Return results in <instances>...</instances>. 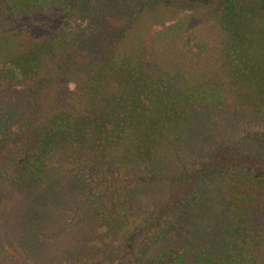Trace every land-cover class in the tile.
Segmentation results:
<instances>
[{
	"label": "rangeland",
	"instance_id": "rangeland-1",
	"mask_svg": "<svg viewBox=\"0 0 264 264\" xmlns=\"http://www.w3.org/2000/svg\"><path fill=\"white\" fill-rule=\"evenodd\" d=\"M7 1L0 0V36H22L16 53L22 52V42L47 40L50 54L42 59L41 53L36 67L22 76L0 51V264H147L170 243L172 234L166 231L175 224L172 211L187 199L188 173L211 152L229 150L264 163V86L258 95L245 94V53L238 49L248 20L251 30H261L264 46V0H40L24 16ZM229 7L242 16L230 17ZM248 42L247 54L264 61L263 47ZM73 48L80 52L68 59L66 51ZM124 67L144 103L170 94L168 85L180 93L189 113L196 103H214L192 107L180 143L159 146L150 158L134 163L133 157L115 158L130 129L105 123L101 129L108 135L97 143L107 150L103 156L76 151L71 142L50 143L41 151L42 174L29 184L20 181L14 167L22 143L38 139L50 120L56 122L62 113L93 118L104 107H110L111 114L102 111L109 117L128 113L119 72ZM147 106L145 111L156 110ZM225 180L214 185L230 187ZM245 180L242 187L249 194L244 185L253 182ZM237 183L229 189L232 194L241 188ZM174 195L182 202L168 214ZM114 201H124L138 223L116 235L115 243L97 213L106 204L115 213ZM214 213L206 203L192 205L183 216L191 219L193 231L184 236L211 232ZM137 228L145 235L127 255L126 244ZM258 233L246 231L241 240L264 264V232Z\"/></svg>",
	"mask_w": 264,
	"mask_h": 264
},
{
	"label": "trees",
	"instance_id": "trees-1",
	"mask_svg": "<svg viewBox=\"0 0 264 264\" xmlns=\"http://www.w3.org/2000/svg\"><path fill=\"white\" fill-rule=\"evenodd\" d=\"M9 1H7V5L12 6L20 16L29 15L34 8H38L36 4L40 2V0ZM228 12L230 13L229 16L233 18L242 16L241 13L235 12L233 7H229ZM245 25V30L242 33L244 35L240 39L241 44L238 43V49L241 50V54L245 53L242 56V58H245L243 74L246 78V85H249L245 90V94L258 95L260 92L256 90H260L264 86V65L260 67V63L264 61L258 55L255 58L253 55L247 54V48L250 46L249 40H256L255 43L260 46V49L263 47L261 49L263 51L264 46L260 36L262 34L261 30L258 29H252V34L249 20ZM247 29L251 31V34ZM253 35L258 36L255 38ZM21 37L20 34L15 33L1 35L0 51L2 50L6 60L9 59L12 67L22 76H25L32 70L30 69L31 67H36L34 65L39 61L41 53H45L43 55L45 57L42 59L48 58L50 43L47 40L40 43H35L32 40L25 43L22 42L20 45L22 52L16 53L15 48L18 50L19 46L18 48L14 46ZM83 42L86 43L87 41ZM231 43L234 45L235 41H231ZM256 50L252 51L249 49V52L257 54ZM79 52V50L73 48L66 51V57L68 59L77 58ZM249 56L256 59L253 65L251 64L253 58L249 59ZM62 62L66 63L64 60ZM119 72L123 78L122 96L126 99L124 105L128 113L120 118L116 115V118L114 115L109 117L107 113L102 111L106 110L111 114L110 107H104V109L100 110L101 114L97 113L93 118L88 116L81 117L80 115L70 116L62 113L61 119L56 120V122L50 120L49 129L43 132L38 139L29 138L22 143L20 153L16 157L17 164L14 167L20 181L29 184L32 179L42 174L45 169L39 163L41 151L50 143H56L60 146V143L71 142L75 144L76 151L81 152L83 149V152L94 156L93 158L98 155L97 153L103 156L102 152H107V150L100 149L97 143L105 140L108 135V132H103L105 127L101 129L105 123H110V125L115 123L120 125L121 123L124 126L127 125V128L130 129L129 135L127 134L128 136L122 139L120 147L115 148L117 152L114 155L115 158L123 161L125 157L128 159L133 157L135 160L132 163L143 158H150L151 153L155 152L157 147L167 148L180 143L183 130L186 128L185 123L188 121L192 107H203L209 103H214L206 101L199 104V106L196 103L190 107L189 110L191 111L189 113L187 111L188 107L185 109L186 101L181 98L180 93L174 91L169 85L166 89L170 94H161L156 100L149 99L148 102L144 103L137 98L136 89L138 85L130 80L127 68L124 67ZM223 77L226 78L225 75ZM199 91L197 89L198 94ZM143 105H149L151 109L156 110L148 112L147 106L145 111V106L143 107ZM142 111H144V114H142ZM118 137L121 139L120 136ZM170 140L171 143L168 145ZM152 162L154 161H149V163ZM188 175L191 177L192 182L184 190V197L187 199L179 210H176L177 212L175 210L172 211L171 214L174 216L175 224L173 222L166 231L168 234H172L171 241L168 246L150 255L147 264H258L255 248L246 246L242 240H244L243 235L246 231L248 233L256 232L257 234L261 231L264 232V163L250 155L233 153L229 150H219L211 152L210 158L199 164ZM222 179H226L225 182L228 180L230 187H226L223 184L221 186L214 185L215 182H221ZM245 179L253 182L244 185L245 188L247 187L246 190H249V194L242 187V181ZM146 180L148 181V179ZM237 182L241 184V188L237 194H232L234 191L230 192L229 189L231 190V187L237 188ZM245 182L248 181H243V183ZM254 189L252 199L251 192ZM192 195L193 197H191ZM174 198H176L174 202L166 206L168 214H170V210L179 207V203L182 202L175 195ZM114 202L112 210L115 209V213L111 211V207H108V204L97 211L101 215L99 221L104 225V232L113 243L117 242L116 235L122 233L131 224L133 228L138 224L135 216L129 215L124 201L121 204ZM201 202L206 203L212 212H215L214 225L216 227L202 237H193L190 234L185 237L186 233H190L193 230L191 228V219L185 220L184 216H189L192 205ZM241 208H244L245 212ZM182 219L184 221L180 222ZM180 224L181 226H179ZM144 230L137 228L132 230V232L130 231L131 234L126 244L127 255L133 254L132 249L135 243L142 238L141 236L145 235ZM190 236L191 238H189ZM179 242L185 243L187 249ZM136 261H139L138 258H135Z\"/></svg>",
	"mask_w": 264,
	"mask_h": 264
}]
</instances>
